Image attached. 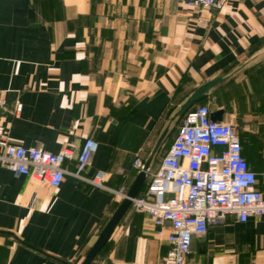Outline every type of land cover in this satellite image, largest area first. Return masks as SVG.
Listing matches in <instances>:
<instances>
[{"label":"crops","instance_id":"crops-1","mask_svg":"<svg viewBox=\"0 0 264 264\" xmlns=\"http://www.w3.org/2000/svg\"><path fill=\"white\" fill-rule=\"evenodd\" d=\"M216 77L195 105L238 126L264 193V0L221 10L179 0H0V135L76 154L93 138L85 175L105 171L110 188L129 191L141 154L152 159L138 195L146 192L178 133L172 116ZM64 165L58 187L0 166V264H81L119 207L123 199L73 174L76 159ZM157 229L130 206L91 264H162L170 230ZM192 249L185 264H264V214L213 222Z\"/></svg>","mask_w":264,"mask_h":264},{"label":"built area","instance_id":"built-area-1","mask_svg":"<svg viewBox=\"0 0 264 264\" xmlns=\"http://www.w3.org/2000/svg\"><path fill=\"white\" fill-rule=\"evenodd\" d=\"M199 10H221L230 0H179ZM4 106L0 88V111ZM22 103L15 106V114ZM207 104L190 109L178 133L151 174L146 192L132 198L131 208L151 216L157 232L169 228L170 249L162 264H185L192 254V239L203 235L211 223L223 221L230 214L246 222L264 214V193L258 176L249 166L242 151L239 128L231 122L214 121ZM0 152V166L16 175L33 178L58 187L69 172L67 159H76L73 174L99 188L108 189L124 199L127 188L113 189L106 185L107 173L102 170L87 176L85 171L98 149V142L87 138L78 154L72 148L51 153L36 146H22L8 141L7 133ZM134 167L149 175L141 154Z\"/></svg>","mask_w":264,"mask_h":264},{"label":"water","instance_id":"water-1","mask_svg":"<svg viewBox=\"0 0 264 264\" xmlns=\"http://www.w3.org/2000/svg\"><path fill=\"white\" fill-rule=\"evenodd\" d=\"M223 78L222 77H216L214 79L208 80L202 85L198 86L191 94L190 96L185 100L184 103H182L178 109V111L172 116L171 122L177 121L181 116H183L193 105L203 100L210 89L216 85L218 82H220ZM223 113V110H218L213 113H211V118L214 121H221L222 117L221 114ZM170 124L167 126L164 131L162 132L160 138L158 139V142L155 147V153L158 151L162 143L167 138V135L170 130ZM152 159H148L145 163V169L149 168V165L151 163ZM145 170L141 171L139 175L137 176L136 182L133 184V186L129 189L127 192V196L122 200L119 207L115 210L113 215L108 220L107 224L104 226L102 231L100 232L97 240L93 244V246L89 249L87 252L84 260L81 264H91L96 255L103 249V247L107 244L109 241L114 229L119 224L127 210L131 206L132 198L138 195L139 189L141 185L143 184L145 180Z\"/></svg>","mask_w":264,"mask_h":264},{"label":"trees","instance_id":"trees-1","mask_svg":"<svg viewBox=\"0 0 264 264\" xmlns=\"http://www.w3.org/2000/svg\"><path fill=\"white\" fill-rule=\"evenodd\" d=\"M195 107H196V105H193L190 109H193V108H195ZM190 109H189V110H190ZM189 110H188V111H189ZM188 111H187V112H188ZM187 112H186V113H187ZM183 118H184V117H183ZM181 123H182V122H181ZM180 125H181V124H180Z\"/></svg>","mask_w":264,"mask_h":264},{"label":"rangeland","instance_id":"rangeland-1","mask_svg":"<svg viewBox=\"0 0 264 264\" xmlns=\"http://www.w3.org/2000/svg\"><path fill=\"white\" fill-rule=\"evenodd\" d=\"M185 114H186V113H185ZM185 114H184V115H185ZM184 115H183V116H181V117L179 118V120H181V122H182V119H183Z\"/></svg>","mask_w":264,"mask_h":264}]
</instances>
